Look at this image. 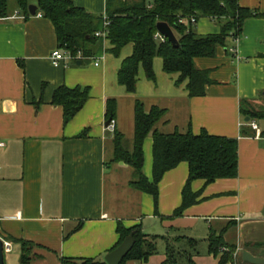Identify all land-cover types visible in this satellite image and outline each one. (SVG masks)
<instances>
[{
	"label": "crops",
	"instance_id": "obj_1",
	"mask_svg": "<svg viewBox=\"0 0 264 264\" xmlns=\"http://www.w3.org/2000/svg\"><path fill=\"white\" fill-rule=\"evenodd\" d=\"M97 17H106L107 0H70ZM16 3V2H14ZM241 7L264 15V0H239ZM37 0H29V6ZM38 8V6H37ZM30 13V12H29ZM37 9L26 15L17 3L0 19V239L13 243L4 254L5 264L22 263V244L30 247L26 264H63L65 259H105L119 241L117 227L141 226L148 236L160 238L157 253L147 261L127 264H163L166 241L183 235L201 241L195 264H219L209 254L212 232L223 233L236 246L235 261L248 264L243 252L264 258V119L255 121L260 137L245 121L243 101L264 110V17L245 21L237 43V58L219 48L213 58H197L195 66L210 72L213 83L203 97H190L188 81L177 85L179 74H167L163 59L153 67L156 81H149L142 66L135 94L119 84L123 62L134 52L125 46L117 57L103 39L100 53L90 59L67 61L60 66L51 54L60 49L53 23ZM198 35H217L221 28L209 18L198 21ZM102 39V38H101ZM99 60V65L95 61ZM82 62V65H77ZM66 86L90 90L89 100L69 123L64 111L52 104L55 91ZM117 101L116 126L107 125V102ZM141 100L147 110H167L158 124L160 132L182 133L238 140L239 175L211 184L191 183L196 204L181 217H173L183 204L189 164L167 172L153 196L131 186L134 170L110 163L116 130L127 142L134 137V108ZM243 131L250 133L243 134ZM154 139L144 143V175L153 181Z\"/></svg>",
	"mask_w": 264,
	"mask_h": 264
},
{
	"label": "trees",
	"instance_id": "obj_2",
	"mask_svg": "<svg viewBox=\"0 0 264 264\" xmlns=\"http://www.w3.org/2000/svg\"><path fill=\"white\" fill-rule=\"evenodd\" d=\"M29 16V0H15ZM10 0H0V19L9 16ZM42 16L50 20L56 30L60 49L73 54L82 52L85 59L96 57L104 38L95 37V33L104 30V18L88 13L70 0H37ZM198 21L209 18L219 24L221 31L217 35H198L195 27L179 23L181 18ZM264 17L256 11L241 7L239 0H107L106 18L109 20L107 37L111 43L109 53L119 56L122 49L133 44V55L126 59L119 71V84L126 87L128 93L135 94L139 69L142 66L149 81H156L153 63L159 57L163 59L167 74H179L177 85L188 81L190 97H203L206 89L213 83L210 72L196 68L197 58H213L221 47L227 48L229 40L242 36L243 26L250 18ZM167 23L174 31L179 47L173 46L167 39L161 42L156 38L157 25ZM102 40V41H101ZM228 49V48H227ZM90 90L80 87L70 89L59 87L53 96L52 104L64 111V123H69L82 110L89 100ZM243 117L251 121L264 119V110L254 109L249 102L241 104ZM167 110L152 106L149 110L141 100H136L134 108V137L127 142L125 136L116 130L114 137V155L110 163H123L134 170L135 177L131 186L153 196L157 205L159 184L163 176L179 164H189V178L183 192V204L173 217H181L184 211L198 201V195L191 192V183L204 180L211 184L220 179H235L239 175L238 140L210 135L202 131L199 135L191 129L182 133L175 131L165 134L158 130V124L165 118ZM117 116V101L107 102L108 121ZM249 123V122H248ZM243 134L248 135L243 131ZM153 136L154 169L153 181L144 175V143ZM264 137V132L262 133ZM119 241L132 236L134 247L121 264L131 260L147 261L157 253L160 238L148 236L141 226L127 229L118 224ZM166 241V259L163 264H195L200 255L201 241L183 235L162 238ZM22 244V263L29 262L30 247ZM208 243V252L215 256L222 253L219 264L234 263L236 246L226 242L223 233L212 232ZM264 248V244H259ZM224 251V252H222ZM109 252V253H111ZM63 264H108L105 259H65Z\"/></svg>",
	"mask_w": 264,
	"mask_h": 264
},
{
	"label": "water",
	"instance_id": "obj_3",
	"mask_svg": "<svg viewBox=\"0 0 264 264\" xmlns=\"http://www.w3.org/2000/svg\"><path fill=\"white\" fill-rule=\"evenodd\" d=\"M37 6L31 5L29 6V12L32 16H35L37 14ZM158 32L164 36L173 46L179 47L178 39L172 30V28L164 22H160L157 25ZM82 62H78L77 65H82ZM245 121L248 123L250 122V118H246ZM110 121H108L107 125H109ZM134 239L132 236L127 237L122 244L117 247L114 251L109 253L105 260L108 264H121L123 260L127 257L129 252L134 247ZM242 259L245 263L248 264H264V258L256 257L252 255L248 251L243 252ZM0 264H5L4 260V251H3V242L0 239Z\"/></svg>",
	"mask_w": 264,
	"mask_h": 264
},
{
	"label": "built area",
	"instance_id": "obj_4",
	"mask_svg": "<svg viewBox=\"0 0 264 264\" xmlns=\"http://www.w3.org/2000/svg\"><path fill=\"white\" fill-rule=\"evenodd\" d=\"M39 16H42L41 14ZM179 23L181 24H190L192 26H196L198 23V20L195 17H192L191 19H185V18H181ZM104 30L102 31H98L95 33V37L97 38H106L107 37V28L109 26V20L104 17ZM156 38L158 40H160L161 42H165L166 38L164 36H162L159 32L156 35ZM239 39H234V46H232L229 51L237 58V43H238ZM51 62L54 66H60L65 64L67 61H78V60H84V56L82 52H78L76 54H73L71 51L69 50H64V49H58L55 50L52 54H51ZM95 65L98 66L99 65V60L95 61ZM248 125L250 126V128L257 132V137H260V133H259V128L258 125L255 121H251L248 123ZM116 126V120H111L109 123V127H111L112 129H114ZM5 143L0 141V148L4 147ZM3 242V251L4 254L7 253H11L13 250V243L10 241H5L3 239H1Z\"/></svg>",
	"mask_w": 264,
	"mask_h": 264
},
{
	"label": "rangeland",
	"instance_id": "obj_5",
	"mask_svg": "<svg viewBox=\"0 0 264 264\" xmlns=\"http://www.w3.org/2000/svg\"><path fill=\"white\" fill-rule=\"evenodd\" d=\"M14 2H16L15 0H10V2H9V5L10 6H13L14 4H16V3H14ZM201 20V19H200ZM194 27H196V26H194ZM222 252H224V251H222Z\"/></svg>",
	"mask_w": 264,
	"mask_h": 264
}]
</instances>
